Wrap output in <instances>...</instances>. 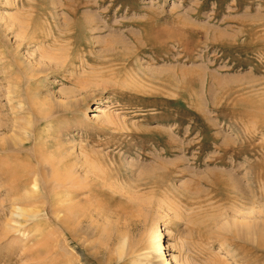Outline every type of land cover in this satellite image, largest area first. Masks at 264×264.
Listing matches in <instances>:
<instances>
[{"label":"rangeland","instance_id":"374dc122","mask_svg":"<svg viewBox=\"0 0 264 264\" xmlns=\"http://www.w3.org/2000/svg\"><path fill=\"white\" fill-rule=\"evenodd\" d=\"M164 257L264 264V0H0V264Z\"/></svg>","mask_w":264,"mask_h":264},{"label":"bare ground","instance_id":"6f19581e","mask_svg":"<svg viewBox=\"0 0 264 264\" xmlns=\"http://www.w3.org/2000/svg\"><path fill=\"white\" fill-rule=\"evenodd\" d=\"M99 111V110H98ZM23 208H21V207H19L18 208V211H21ZM14 211H16V210H14ZM13 213V212H12ZM16 213V212H15ZM18 215V214H17ZM157 230V232H156V239H155V241H154V244L156 245V247H157V250L159 251V252H162V247H160V236H161V234H162V230L160 229V228H158V229H156ZM169 231L170 230H166V232L164 233V234H168L169 233ZM164 261H165V264H172V262L170 261V259H167V258H165L164 257V259H163Z\"/></svg>","mask_w":264,"mask_h":264}]
</instances>
